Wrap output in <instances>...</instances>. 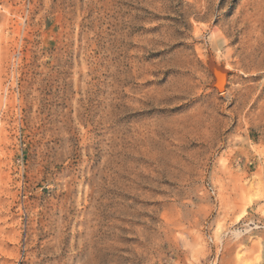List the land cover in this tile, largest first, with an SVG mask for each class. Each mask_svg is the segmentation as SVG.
<instances>
[{
    "label": "rangeland",
    "instance_id": "obj_1",
    "mask_svg": "<svg viewBox=\"0 0 264 264\" xmlns=\"http://www.w3.org/2000/svg\"><path fill=\"white\" fill-rule=\"evenodd\" d=\"M259 48L264 0H0V264H264Z\"/></svg>",
    "mask_w": 264,
    "mask_h": 264
},
{
    "label": "bare ground",
    "instance_id": "obj_2",
    "mask_svg": "<svg viewBox=\"0 0 264 264\" xmlns=\"http://www.w3.org/2000/svg\"><path fill=\"white\" fill-rule=\"evenodd\" d=\"M227 40H228V39H227ZM259 43H260V42H259ZM254 48H255V47H254ZM256 49H257V48H256ZM261 49H262V50H260V48H259V50L262 52L261 54L264 55V48H261ZM253 50H254V49H253ZM250 52H251V51H250ZM252 52H253V51H252ZM255 53H256V51H255ZM257 53H258V52H257ZM246 54L248 55V53H246ZM256 55H257V54H256ZM248 56H249V55H248ZM254 57H255V56H253V58H254ZM261 57H263V56H261ZM261 57H260V58H261ZM261 59H262V58H261ZM263 59H264V58H263ZM244 60H245V59H244ZM249 60H250V59H249ZM251 60H252V57H251ZM252 61H253V60H252ZM254 61H256V60H254ZM258 62H259V61H258ZM245 63H246V62H245ZM247 63H248V62H247ZM253 63H255V62H253ZM255 64H256V63H255ZM260 64H261V63H260ZM260 64H259V65H260ZM240 234H241L240 232H237V231L234 232V236H235V237H239ZM54 264H55V263H54Z\"/></svg>",
    "mask_w": 264,
    "mask_h": 264
}]
</instances>
